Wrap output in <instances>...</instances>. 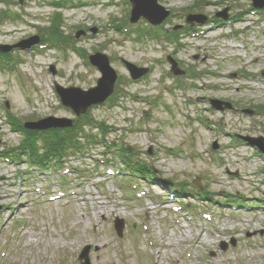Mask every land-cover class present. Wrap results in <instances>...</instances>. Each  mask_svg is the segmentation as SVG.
Segmentation results:
<instances>
[{
    "label": "rangeland",
    "instance_id": "rangeland-1",
    "mask_svg": "<svg viewBox=\"0 0 264 264\" xmlns=\"http://www.w3.org/2000/svg\"><path fill=\"white\" fill-rule=\"evenodd\" d=\"M157 4L171 14L160 27L141 17L131 24L127 0L0 2V46L32 37L37 42L49 39L57 23L75 47L108 57L117 76V103L86 112L112 128L107 140L151 165L159 183L129 180L121 173L125 166L116 151L102 145L68 156L61 169L50 166L47 178L27 169L26 157L6 160L1 151L21 147L23 140L8 123V114L23 124L49 116L74 120L76 115L61 105L55 87L86 90L100 77L84 56L68 49L14 54L8 49L7 54L21 60H2L13 69L0 65V264H80L78 255L85 246L89 264H264V155L254 154L249 146L227 147L232 133L264 142V15L248 12L250 0ZM224 10L229 18H240L233 26L242 33L232 27L237 35L221 38L228 24L210 22ZM4 11L12 13L6 16ZM188 15L206 17L201 24L192 20L196 36H186L183 29H174L180 34L177 41L148 34L187 27ZM114 25L126 29L117 31ZM166 57L198 74L182 79L185 85L166 77L171 67ZM122 60L153 69L135 82ZM209 99L228 102L235 110H211ZM242 109L253 115L236 111ZM36 141L42 149V140ZM214 142L226 147L213 151ZM101 158L109 163H101ZM194 182L209 191L207 197L193 195ZM163 184L186 193L179 201L182 214L159 193ZM59 190L64 192L60 199L47 198ZM235 194L238 199L230 200ZM228 200L230 204H221ZM116 220L123 223L121 238L114 230Z\"/></svg>",
    "mask_w": 264,
    "mask_h": 264
},
{
    "label": "water",
    "instance_id": "water-1",
    "mask_svg": "<svg viewBox=\"0 0 264 264\" xmlns=\"http://www.w3.org/2000/svg\"><path fill=\"white\" fill-rule=\"evenodd\" d=\"M131 9L129 21L131 23L136 22L140 17H143L151 24H159L168 15L169 12L163 9L157 0H129ZM251 5L255 8H262L264 6V0H251ZM224 10L221 13L215 14V17L226 19L227 15ZM205 19L202 15H188L186 22L193 24L192 20L201 22ZM37 42V38L32 37L27 40H23L17 43L15 46L26 48L31 44ZM11 46H0V51H7ZM90 63L95 66L100 72V77L96 81V85L86 90L78 87H60L56 86V91L60 96L62 105L69 107L76 115L85 113L86 109L91 105L101 104L104 100L110 96L113 92L114 83L116 81V73L110 66L109 59L105 54L95 53L89 57ZM167 61L171 63V71L174 74H182L181 70L176 66V63L170 57H167ZM124 64L129 72L131 79L135 80L142 77L147 69L142 67H135L133 64L124 61ZM51 73L54 74L53 66L50 67ZM210 104L213 108L222 110L224 108H231V105L227 102H223L217 99H211ZM246 112V111H245ZM72 120L63 117L49 116L41 120L25 123V127L33 130H40L46 128H64L71 126ZM246 141L255 145L259 150L264 152V142L261 137L250 138L244 137ZM216 148V145H213ZM150 152V151H149ZM199 186L198 182H195ZM123 223L121 220L115 221V229L118 235H121ZM234 244V241H231ZM223 250L226 249V244L221 247ZM88 248L83 250L79 256L81 264H89L87 258Z\"/></svg>",
    "mask_w": 264,
    "mask_h": 264
},
{
    "label": "trees",
    "instance_id": "trees-1",
    "mask_svg": "<svg viewBox=\"0 0 264 264\" xmlns=\"http://www.w3.org/2000/svg\"><path fill=\"white\" fill-rule=\"evenodd\" d=\"M4 13H8L7 11H4ZM58 20L55 19L54 23H56ZM54 30L50 35H62L61 32H59L58 25L56 23V26H54ZM53 30V29H52ZM263 108V107H258ZM11 124L14 127L15 130H20L22 133H24V139L22 140V144L32 151V153H35L38 155V157L45 158L47 155L50 154H59L61 155L64 152V146L68 143L70 145L71 143L76 144L77 141V127L72 126L71 128L67 129H49L46 131H42V134L44 137L42 138L43 141L40 143L42 145L43 150L40 151V147L36 144V132L35 131H29L23 128L22 124L17 119L11 118ZM102 130V128H101ZM103 131V130H102ZM105 132V131H103ZM144 164H139V166H143Z\"/></svg>",
    "mask_w": 264,
    "mask_h": 264
},
{
    "label": "bare ground",
    "instance_id": "bare-ground-1",
    "mask_svg": "<svg viewBox=\"0 0 264 264\" xmlns=\"http://www.w3.org/2000/svg\"><path fill=\"white\" fill-rule=\"evenodd\" d=\"M131 9V8H130ZM209 31V28H206Z\"/></svg>",
    "mask_w": 264,
    "mask_h": 264
},
{
    "label": "flooded vegetation",
    "instance_id": "flooded-vegetation-1",
    "mask_svg": "<svg viewBox=\"0 0 264 264\" xmlns=\"http://www.w3.org/2000/svg\"><path fill=\"white\" fill-rule=\"evenodd\" d=\"M83 34H84V32H83ZM243 111L245 110V109H242Z\"/></svg>",
    "mask_w": 264,
    "mask_h": 264
}]
</instances>
